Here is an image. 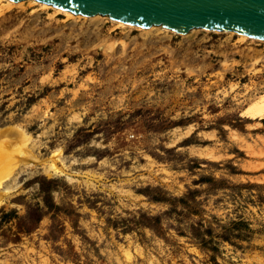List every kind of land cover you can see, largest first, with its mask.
Here are the masks:
<instances>
[{
  "label": "rangeland",
  "instance_id": "rangeland-1",
  "mask_svg": "<svg viewBox=\"0 0 264 264\" xmlns=\"http://www.w3.org/2000/svg\"><path fill=\"white\" fill-rule=\"evenodd\" d=\"M261 95L262 41L3 8L0 264H264Z\"/></svg>",
  "mask_w": 264,
  "mask_h": 264
},
{
  "label": "water",
  "instance_id": "water-1",
  "mask_svg": "<svg viewBox=\"0 0 264 264\" xmlns=\"http://www.w3.org/2000/svg\"><path fill=\"white\" fill-rule=\"evenodd\" d=\"M20 1V0H13ZM74 14H102L186 34L195 28L232 30L264 40V0H37Z\"/></svg>",
  "mask_w": 264,
  "mask_h": 264
},
{
  "label": "bare ground",
  "instance_id": "bare-ground-1",
  "mask_svg": "<svg viewBox=\"0 0 264 264\" xmlns=\"http://www.w3.org/2000/svg\"><path fill=\"white\" fill-rule=\"evenodd\" d=\"M24 0H20V1H13V0H0V10H2L3 8H7V6L9 7L10 5L12 4H16V3H23ZM27 1V0H26ZM29 1H32V2H35V3H38L40 4L41 6L43 7H48V8H53L55 11H58V12H63L65 15L67 14L68 16H81V14H74L73 12L69 11V10H65V9H62V8H59V7H56V6H53L51 4H46V3H43V2H40V1H37V0H29ZM86 16V15H84ZM103 15L102 14H95V15H92V16H89L91 18H101ZM83 17V16H82ZM87 17V16H86ZM108 18H110V16H108ZM110 20H112L114 23H117L118 26H123V27H136V28H139V29H146V28H143L141 26H137V25H133V24H130V23H126L122 20H119V19H115V18H110ZM156 26V25H155ZM153 26H150L149 28H152ZM163 27V26H161ZM166 30H169V31H172V32H175V33H179V32H176L174 30H171L169 28H165ZM197 29V28H196ZM205 30H214V31H218V32H228V33H236V34H239L242 38H245V39H250V40H253V41H262L264 42V40H259V39H256L254 37H251V36H248V35H245V34H242V33H239L237 31H232V30H216V29H209V28H203ZM179 34H182V33H179ZM183 35V34H182ZM259 107L261 110L264 111V95H261L260 97V102H259ZM4 137L7 139H1L3 138L2 135L0 137V152L4 151L5 153H7V148L11 149L13 146H14V140L12 138H17L18 140H21V139H25L26 141L29 142V140L31 139L25 132H14V131H7L4 133ZM10 137V138H9ZM15 139V140H17ZM23 141V140H22ZM23 143V142H22ZM19 149V148H18ZM57 154L61 157V153L62 151L59 149L57 150ZM3 154V153H2ZM56 154V153H55ZM8 155V154H7ZM2 156V155H1ZM9 157L11 156L10 153L8 155ZM13 156V155H12ZM56 156V155H54ZM1 158V157H0ZM7 158V157H6ZM9 160V159H7ZM12 160V159H11ZM55 160V159H54ZM17 161V160H15ZM7 161H5V164H6ZM9 162L11 163V161L9 160ZM4 163V162H3ZM2 162L0 163V167L2 165H4ZM15 165V162L12 161L11 165ZM7 165V164H6ZM4 165V166H6ZM57 164L54 162V163H51L50 165H48V171H52L53 173H60L62 172L63 170L59 169L57 166ZM3 166V168H4ZM0 172H1V169H0ZM4 178L2 177L1 173H0V185L3 184L2 180ZM4 200V195L1 193V190H0V203Z\"/></svg>",
  "mask_w": 264,
  "mask_h": 264
}]
</instances>
